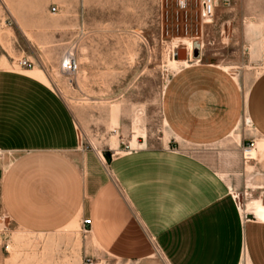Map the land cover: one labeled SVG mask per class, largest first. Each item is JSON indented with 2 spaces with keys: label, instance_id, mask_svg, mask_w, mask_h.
Returning a JSON list of instances; mask_svg holds the SVG:
<instances>
[{
  "label": "crops",
  "instance_id": "obj_1",
  "mask_svg": "<svg viewBox=\"0 0 264 264\" xmlns=\"http://www.w3.org/2000/svg\"><path fill=\"white\" fill-rule=\"evenodd\" d=\"M186 62L161 103L178 147L107 155L82 147L42 71L0 69V207L16 227L50 236L90 220L117 264H264V72L245 92L239 66Z\"/></svg>",
  "mask_w": 264,
  "mask_h": 264
},
{
  "label": "rangeland",
  "instance_id": "obj_2",
  "mask_svg": "<svg viewBox=\"0 0 264 264\" xmlns=\"http://www.w3.org/2000/svg\"><path fill=\"white\" fill-rule=\"evenodd\" d=\"M0 0V69L24 73L30 59L65 101L84 149L112 151L177 148L161 103L170 78L186 66L173 60L186 48L192 63L237 65L245 92L264 72L259 31L264 0H216L203 24L197 0ZM59 13L53 15L51 8ZM79 71L61 76L67 52ZM190 51V52H189ZM189 64V63H188ZM250 133V127L244 123ZM245 143H254L248 140ZM126 147L129 150H126ZM115 148V149H114ZM0 155V185L10 163ZM117 264L99 252L81 222L50 236L21 231L0 207V264Z\"/></svg>",
  "mask_w": 264,
  "mask_h": 264
},
{
  "label": "built area",
  "instance_id": "obj_3",
  "mask_svg": "<svg viewBox=\"0 0 264 264\" xmlns=\"http://www.w3.org/2000/svg\"><path fill=\"white\" fill-rule=\"evenodd\" d=\"M197 2L199 4V16L202 23L206 25L210 24L214 17L216 0H197ZM178 4L181 9L187 8V0H179ZM51 13L53 15H57L59 13V8L57 6H53L51 8ZM17 63L20 68H24L27 71H32L35 68V65L27 59H21ZM79 66L77 56L73 52L69 51L63 56L60 62L59 71L61 76L71 78L79 71ZM126 150H129V148L126 147ZM251 150L256 151L255 143L246 144L243 147L242 153L245 161L253 160L250 155ZM90 224V220L82 221V226L85 230H87ZM86 264H91L90 260H87Z\"/></svg>",
  "mask_w": 264,
  "mask_h": 264
},
{
  "label": "water",
  "instance_id": "obj_4",
  "mask_svg": "<svg viewBox=\"0 0 264 264\" xmlns=\"http://www.w3.org/2000/svg\"><path fill=\"white\" fill-rule=\"evenodd\" d=\"M188 50L186 48L178 49L174 53L173 59L175 61L183 62L188 60Z\"/></svg>",
  "mask_w": 264,
  "mask_h": 264
},
{
  "label": "bare ground",
  "instance_id": "obj_5",
  "mask_svg": "<svg viewBox=\"0 0 264 264\" xmlns=\"http://www.w3.org/2000/svg\"><path fill=\"white\" fill-rule=\"evenodd\" d=\"M190 52V51H189ZM189 58H190V53H189ZM174 60V59H173ZM175 61V60H174ZM176 62H179V61H176ZM180 63V62H179ZM182 64H188V62H186V61H183V62H181ZM250 155L252 156V158L254 159L255 158V156H256V151L255 150H251L250 151Z\"/></svg>",
  "mask_w": 264,
  "mask_h": 264
}]
</instances>
